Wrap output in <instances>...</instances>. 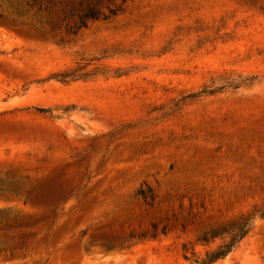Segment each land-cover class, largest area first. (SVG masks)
I'll list each match as a JSON object with an SVG mask.
<instances>
[{
  "label": "rangeland",
  "instance_id": "obj_1",
  "mask_svg": "<svg viewBox=\"0 0 264 264\" xmlns=\"http://www.w3.org/2000/svg\"><path fill=\"white\" fill-rule=\"evenodd\" d=\"M264 264V0H0V264Z\"/></svg>",
  "mask_w": 264,
  "mask_h": 264
},
{
  "label": "trees",
  "instance_id": "obj_2",
  "mask_svg": "<svg viewBox=\"0 0 264 264\" xmlns=\"http://www.w3.org/2000/svg\"><path fill=\"white\" fill-rule=\"evenodd\" d=\"M250 229V224L247 220L239 222L234 226L232 233L230 234L229 240L220 245L216 250L208 252L205 258L197 261L198 264H210L217 259L223 258L228 252H230L235 245L247 234Z\"/></svg>",
  "mask_w": 264,
  "mask_h": 264
}]
</instances>
